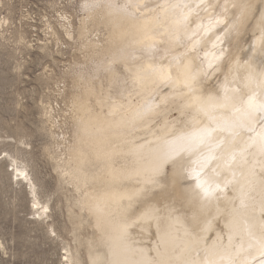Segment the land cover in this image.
<instances>
[{
	"label": "bare ground",
	"instance_id": "6f19581e",
	"mask_svg": "<svg viewBox=\"0 0 264 264\" xmlns=\"http://www.w3.org/2000/svg\"><path fill=\"white\" fill-rule=\"evenodd\" d=\"M118 4L85 19L105 31L85 45L107 83L83 78L59 164L78 192L76 230L95 229L76 234L84 260L264 264V0ZM13 162L47 219L27 165ZM65 258L85 264L77 249Z\"/></svg>",
	"mask_w": 264,
	"mask_h": 264
},
{
	"label": "rangeland",
	"instance_id": "374dc122",
	"mask_svg": "<svg viewBox=\"0 0 264 264\" xmlns=\"http://www.w3.org/2000/svg\"><path fill=\"white\" fill-rule=\"evenodd\" d=\"M102 1L0 0V264H67V250L76 249L88 264L76 234L86 240L95 229L76 230L78 192L59 164L74 144L83 78L107 83L85 45L105 38L85 21ZM13 159L27 165L47 219L34 212L29 182L13 176Z\"/></svg>",
	"mask_w": 264,
	"mask_h": 264
}]
</instances>
